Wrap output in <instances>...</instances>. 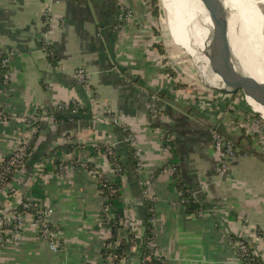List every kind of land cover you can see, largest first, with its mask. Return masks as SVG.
Here are the masks:
<instances>
[{
  "label": "crops",
  "instance_id": "crops-1",
  "mask_svg": "<svg viewBox=\"0 0 264 264\" xmlns=\"http://www.w3.org/2000/svg\"><path fill=\"white\" fill-rule=\"evenodd\" d=\"M149 2L0 0V47L12 52L10 85L4 91L0 73L5 108L0 158L15 148L22 134L34 139L37 132L30 133L24 119L36 117L39 108L76 101L88 110L74 123L46 118L32 154L0 189V215H11L25 198H35L34 186L41 188V204L51 209L48 218L60 229L64 249L51 250L27 224L19 239L0 247V264L103 263L101 249L109 231L100 224L97 179L86 166L73 167V160L91 162L112 178V168L99 149L105 144L115 147L126 167L125 229L130 230L134 221L131 232L143 235V187H148L155 197L158 253L166 264H247L234 244L239 238L264 261V121L235 94L178 86V78L167 71L165 54L156 47ZM121 4L132 12V19L119 29ZM171 20L174 25L167 21L166 29L180 31L178 22ZM44 42L53 55L44 50ZM174 44H183L182 38ZM82 66L88 71L89 87L75 74ZM109 114L132 134L140 167ZM215 128L236 146L225 175L219 171L211 135ZM166 131L173 136L180 174L201 207L198 213L187 211L174 175L166 170L173 158L162 146ZM68 143L83 148L60 156L64 171L46 170L58 158L48 154ZM42 162L45 168L37 177ZM141 255L142 244L137 242L123 262L141 264Z\"/></svg>",
  "mask_w": 264,
  "mask_h": 264
},
{
  "label": "trees",
  "instance_id": "trees-1",
  "mask_svg": "<svg viewBox=\"0 0 264 264\" xmlns=\"http://www.w3.org/2000/svg\"><path fill=\"white\" fill-rule=\"evenodd\" d=\"M159 0H150V4L154 6L153 14L158 16L159 15ZM160 44H156V47L159 48ZM162 48V47H160ZM7 68H1V79H3V73ZM167 71L173 76V72L167 68ZM3 86V83H2ZM179 86V85H178ZM151 93H155L150 90ZM235 96V95H233ZM76 110V112H74ZM47 112V114L54 117V120L60 123H74L82 120L88 113V110L85 107H82L78 102L72 101L68 103V106L65 109L60 108L58 105L53 108H39L37 110V114L40 115L43 112ZM32 125H39V130L42 127L44 120H30ZM125 134L128 135L129 130H124L122 126L119 127ZM217 129V128H215ZM38 130V132H39ZM218 130V129H217ZM37 132V134H38ZM170 134V131H166ZM221 132V131H220ZM31 140L29 144L28 155L25 158L24 162L28 160L29 156L33 152V146L35 138ZM131 141L127 142L129 153L133 158V162L137 166L138 157L135 154V149L131 145ZM164 143L162 146L164 147ZM171 149L170 152L173 155L172 160L170 161V165H174L177 167V171L174 173V183L179 190L183 191L182 199L183 204H185L188 212H199L201 210L200 205L197 202V199L193 196L188 184L184 180L183 176L180 174V169L178 163L174 160L175 156V145L174 140L171 141ZM83 148L81 144H73L68 143L64 144L61 147H58L54 150V152L49 153V158H54L58 156V158L53 159L52 166L46 167V170L53 168V171H59L60 165H65L66 163L60 158L64 153H69L71 151L75 152L76 154L79 153V149ZM99 149L103 153H107L106 145H102ZM107 160L110 162L112 168L116 169V173L113 178L107 177L102 170L97 168L93 163L86 162V168L89 170L94 171L95 177L97 178L98 184V192L100 198L103 200V208L100 211V222L101 227L109 230V236L104 241L103 247L101 249V254L103 256V264H109L107 257L108 255H112V264H124V260L128 257L131 247L140 242L142 244V255H141V264H166V260L163 256H159L156 254V250L158 249L156 235L154 233V224L153 219L156 217V208H155V201L151 198L144 197L143 199V207H144V231L143 235L139 236L135 232H131V230L125 229L124 218H125V211H124V198H123V178L125 175V164L123 163L122 159L118 155L115 147H113L112 154H106ZM75 166H79L80 162L78 158L73 160ZM54 166V167H53ZM12 176L10 175L7 179L6 184H3V188L7 186L9 182L12 180ZM31 193L34 194V203L36 205H41V201L44 198V192L41 188L37 185L33 187ZM28 199L25 198L21 204L13 210V212H22L23 211V203ZM37 207V206H36ZM34 207L30 210V212H36L37 208ZM123 233H126V236H122ZM119 241V242H118ZM118 242L117 246L112 247L114 243ZM253 252L252 248H249L248 253L251 254ZM250 259L253 263L257 264H264V261L259 256L252 257L250 255L243 257L242 260L248 263Z\"/></svg>",
  "mask_w": 264,
  "mask_h": 264
},
{
  "label": "built area",
  "instance_id": "built-area-1",
  "mask_svg": "<svg viewBox=\"0 0 264 264\" xmlns=\"http://www.w3.org/2000/svg\"><path fill=\"white\" fill-rule=\"evenodd\" d=\"M56 1L59 2L62 0H56ZM149 7L151 10L152 5L150 4ZM131 19H132V12L127 8L126 5L121 4L120 13H119V22H118L117 27L121 29L125 25V23H127ZM43 48L48 54L50 55L52 54L51 49L48 47V44H45V42H44ZM11 54H12L11 51L5 52L0 47V72H1V68H4V67L7 68L3 73V79H2V83H3L2 90L3 91L6 90L7 87H9L10 85L9 64H10ZM75 74L80 81H82L86 86L89 87L90 78H89L88 71L85 67L82 66V67L77 68ZM58 106L62 109H65L68 106V103H61ZM153 111L155 110L153 109ZM74 112H76V110H74ZM3 116H5V108L2 104V101H0V118ZM50 116L51 115L47 114V112L44 111L42 114L37 115L36 117L31 116L29 118H25L24 121L28 126H30L29 132L33 134V133L38 132L39 125L38 126L32 125L31 122L29 121L39 120V119L45 120L46 118ZM108 119H110L114 124L118 126H122L124 130H128L124 125H120L118 120L115 117L111 116V114L108 115ZM261 119H263L264 121V118L262 116H261ZM211 135H212L215 150L219 154V171L221 174L225 175L228 173V170H229L230 159L233 158V156L236 153V146L232 140L227 139L217 129H213L211 131ZM126 141L132 142V134L130 132L126 136ZM171 141H173V136L171 134H168L167 132H164L162 134V143L165 144L163 148L170 151L172 147ZM30 142H31V135L29 134L27 135L26 133L22 134L15 148L9 154L0 158V189L3 188V184H6L8 177L10 175H13L24 163V160L28 155ZM105 145L107 146L106 154H112L113 146L109 144H105ZM108 163H109V166L112 168L109 161ZM80 165L86 166V164L84 163H80ZM140 165H141V162L138 159L137 166L140 167ZM73 167H75V165ZM38 168L39 169L35 171V175L37 177L40 175V172L42 171V169L45 168L43 162L42 164L41 163L39 164ZM65 169H66V165L61 164L58 172H62ZM166 170L171 172L174 175V173L177 171V167L174 165H169V166H166ZM111 171L114 176L116 173V169L112 168ZM92 172L94 173V171ZM148 182L149 180L147 179L146 184H148ZM181 194H183L182 190H181ZM143 196L147 198H151L152 200L155 201V197L151 196L150 189L146 186L143 187ZM34 207L37 208L36 212L35 213L30 212V210L33 209ZM102 208H103V200H102ZM50 212H51V209L49 207L42 205V204L38 206L34 203L33 198H28L23 203L22 212H13L11 215H6V214L0 215V247L4 246L7 242H11V241L13 242L19 239L26 225L30 224L32 227L38 230L42 238L48 241V245L51 250L55 252L63 250L64 244H63V240L61 237V231L48 218ZM127 213L130 214V210L127 211ZM154 220L155 218L153 219V222ZM136 225L137 224H135L134 221L131 222L129 229L132 230L133 228L136 227ZM118 242L114 243L111 246L112 247L117 246ZM234 244L237 249L238 255L241 258L243 257L245 258V256H248V255L252 256L253 258L257 256L256 252L254 251L251 254L248 253L250 247L246 239L239 238L237 240H234ZM156 254L161 256L158 253V249L156 250ZM246 259L248 260L247 264H251L252 261L250 259L252 258L246 257ZM107 260L109 264H112V255H108ZM253 264H257V263H253Z\"/></svg>",
  "mask_w": 264,
  "mask_h": 264
},
{
  "label": "bare ground",
  "instance_id": "bare-ground-1",
  "mask_svg": "<svg viewBox=\"0 0 264 264\" xmlns=\"http://www.w3.org/2000/svg\"><path fill=\"white\" fill-rule=\"evenodd\" d=\"M182 30L190 56L199 68L203 82L211 86L221 82L218 75L212 77L207 57L204 55L212 21L201 0H165ZM221 10L230 16L231 39L241 66L259 80L264 81V54L256 47L257 39H264V0H217ZM169 28H167L168 30ZM254 43V44H253ZM171 53L173 48L169 46ZM244 51V52H243ZM204 62V65L200 63ZM252 109L264 118V106L247 96Z\"/></svg>",
  "mask_w": 264,
  "mask_h": 264
},
{
  "label": "water",
  "instance_id": "water-1",
  "mask_svg": "<svg viewBox=\"0 0 264 264\" xmlns=\"http://www.w3.org/2000/svg\"><path fill=\"white\" fill-rule=\"evenodd\" d=\"M201 1L212 21L204 55L208 59L212 77L218 75L221 78V82L215 86L205 84L215 92L225 95L242 91L246 99L249 96L264 106V81L254 77L237 59L231 39L230 16L221 10L217 0ZM200 64L204 65V62Z\"/></svg>",
  "mask_w": 264,
  "mask_h": 264
},
{
  "label": "rangeland",
  "instance_id": "rangeland-1",
  "mask_svg": "<svg viewBox=\"0 0 264 264\" xmlns=\"http://www.w3.org/2000/svg\"><path fill=\"white\" fill-rule=\"evenodd\" d=\"M165 0H159L158 6H159V15L156 16L153 14L154 6L152 5L151 10H149V16L151 17V29L155 32V35L157 37L155 44H160L159 49L161 52L165 54V61L167 62V68L170 69L171 72H173V76L178 78V84L179 87L185 88V87H192V90L198 91H207V92H215L213 89L208 87L203 81L202 77L199 72V68L194 62V59L190 56L188 52L189 49L187 47L186 41L188 40V35L186 31L182 30V27L179 23V21L174 17L168 6L164 2ZM261 8L264 11V5L261 4ZM175 22H178L180 31H176L174 27H167L168 30L165 27V22L172 23V19ZM177 24V25H178ZM174 24L172 23V26ZM171 30V31H170ZM177 35V37H176ZM176 37V38H175ZM182 38L183 44L176 45L174 44V40L177 38ZM254 44V43H253ZM256 47L259 49L261 54H264V39H257L256 40ZM169 46L173 48L172 56L170 54ZM162 47V48H160ZM188 52H187V51ZM236 99L244 98V101L249 106V103H247V99L242 91H238L235 94ZM249 108L253 110L250 106ZM261 119V115L258 113ZM262 120V119H261Z\"/></svg>",
  "mask_w": 264,
  "mask_h": 264
}]
</instances>
